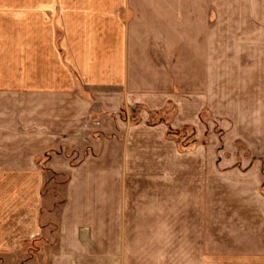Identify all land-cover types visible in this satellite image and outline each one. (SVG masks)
Here are the masks:
<instances>
[{
	"label": "crops",
	"instance_id": "0c3cea01",
	"mask_svg": "<svg viewBox=\"0 0 264 264\" xmlns=\"http://www.w3.org/2000/svg\"><path fill=\"white\" fill-rule=\"evenodd\" d=\"M168 14L158 0H0V256L264 264V123L256 151L218 160L116 115L164 104V93L129 89L126 39ZM93 105L109 123H86ZM229 128L242 142L257 134L255 123ZM46 174L67 177L58 205L45 201Z\"/></svg>",
	"mask_w": 264,
	"mask_h": 264
},
{
	"label": "rangeland",
	"instance_id": "374dc122",
	"mask_svg": "<svg viewBox=\"0 0 264 264\" xmlns=\"http://www.w3.org/2000/svg\"><path fill=\"white\" fill-rule=\"evenodd\" d=\"M246 7L245 0H158V11L169 13L166 20L152 32L127 31L126 83L138 93H164L158 97L164 104L158 109L124 105L117 117L162 126L166 139L180 153L205 148L220 160L224 154H246L260 146L264 0L253 1V14ZM126 19L133 16L127 14ZM54 103L47 99L48 106ZM102 110L93 105L86 123H109ZM53 115V110H47L48 121H53ZM229 123H255L257 134L251 141L230 139ZM66 180V176L46 174L42 192L50 206L62 200L60 187ZM0 264H47V254L1 255Z\"/></svg>",
	"mask_w": 264,
	"mask_h": 264
}]
</instances>
